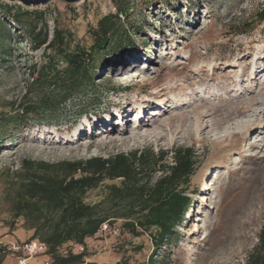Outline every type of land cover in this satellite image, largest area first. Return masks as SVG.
I'll return each instance as SVG.
<instances>
[{
	"label": "rangeland",
	"instance_id": "rangeland-1",
	"mask_svg": "<svg viewBox=\"0 0 264 264\" xmlns=\"http://www.w3.org/2000/svg\"><path fill=\"white\" fill-rule=\"evenodd\" d=\"M125 2V12L119 15L121 21L128 26L122 29L125 33L122 46L111 49L103 57L95 58L92 65L95 72L90 75L91 88L83 89L47 120L29 118L24 126L17 129L13 128L14 125L2 126L0 123V244L26 242L33 235V229H29L23 219L15 221L11 227L12 208L5 198L10 179L7 172L19 170L22 160L55 164L90 157L130 155L137 151L155 158L161 152L166 153L167 164H173L175 150L191 149L196 155L195 165L188 184L182 188L190 198L192 209L183 215L179 223L174 224V237L170 241H164L154 251L157 228L145 231L136 226L138 235L124 228L126 220L135 224L141 214L137 213L129 219L121 217L123 203L116 206L107 196L108 186L119 185L121 181L105 180L98 188L86 193L84 202L96 206L100 213L107 215L111 223L121 228V233L119 236L107 237L106 240L95 235L87 238L84 252L88 256L85 260L106 264H150L149 257L153 252V264H247L249 257L258 248L264 231V204L258 198L254 205L245 202L250 196L248 189L253 183L251 177L262 166L258 159L264 156V126L248 138L240 135L225 143L222 149L230 153V156H224V160L221 154L214 153L212 143L220 135L221 138L225 137L229 130L242 132L243 126L252 130L256 128L255 125L264 124V91L255 86L260 83H255L256 88L246 92V100L243 98L239 103L242 110L251 111L240 117L238 123L226 125L218 138L204 135L203 142L170 140L156 145L140 138L113 142V136L109 134L96 139L94 146L87 148L90 140L88 136L82 137L80 143L68 146L52 144V141L45 144L38 138L40 134L31 139L33 133L44 129L52 131L56 128L64 132L74 128L82 114L108 109L110 103L118 100V97L131 96L132 93L141 91L146 94L150 90L143 86L145 80L154 77L157 72H167L166 65L181 69L183 64L193 58L199 66L213 64L219 58L233 60L247 46V42L252 40L256 42L255 48L264 46V17L259 15L264 9V0ZM115 5L114 0H84L72 5L53 0L44 6L24 8L45 13L49 38L52 37L53 28H57L71 36L66 45L68 51L81 48L88 52L94 44L93 32L98 21L108 14L116 13ZM11 34L9 53L0 59V116L14 114L16 107H10L13 102L18 105L25 97L36 100L33 91L25 94L32 74L36 73H32L31 66L45 65L48 58L56 55L54 49L32 50L28 38L13 25ZM164 53L167 58H163ZM135 54H148L152 58V64L136 62L135 68L130 65L128 70L123 68L121 70L126 71L115 73L117 68L120 69L119 64L126 62L128 55ZM55 62L56 70L61 72L65 62L59 56H55ZM129 62L130 59L126 63ZM54 92L59 96L60 91ZM248 98L253 100L249 101ZM131 126L129 128L132 129ZM259 140H263L258 143L262 150H258L255 144ZM212 163L218 165L214 170L209 167ZM147 176L150 178L147 186L152 188L163 173L159 168H153L142 178ZM204 187L207 192L201 197V193L205 192ZM236 222L245 226L247 240H226L221 243V239L236 229ZM10 257L14 258L12 255ZM9 261L6 264H15V259L13 263Z\"/></svg>",
	"mask_w": 264,
	"mask_h": 264
},
{
	"label": "trees",
	"instance_id": "trees-1",
	"mask_svg": "<svg viewBox=\"0 0 264 264\" xmlns=\"http://www.w3.org/2000/svg\"><path fill=\"white\" fill-rule=\"evenodd\" d=\"M116 13L108 14L98 21L94 33V44L88 52L81 48L68 51L70 34L53 28L49 38L45 13L30 10L20 4H9L0 0V59L8 52L12 40L11 25L19 29L31 43V49H54V56L42 66L32 65L30 82L25 94L35 93V101L23 99L12 116L2 114V126L14 125V129L24 126L29 118L53 117L61 106L71 101L85 88L92 87V67L95 58L103 57L111 49L122 46L123 28L120 14L125 12V0H114ZM264 17V9L260 12ZM125 34V33H124ZM8 55V54H6ZM55 56L65 62L64 69L56 70ZM30 71V72H31ZM55 91H60L59 96ZM79 95V94H78ZM166 153L156 158L143 152L130 155L90 157L86 160L62 161L55 164L22 160L19 170L7 172L10 179L5 198L12 208L15 221L23 219L29 229H33L30 240H39L48 247L47 259L51 264H106L86 261L83 252H74V245H85V240L94 236L101 223L109 217L98 211L96 206L84 202L90 190L98 188L105 180H120V184L108 186L107 196L112 204L123 203L121 217L129 219L141 214L133 224L126 220L123 227L134 235L136 226L143 230L158 229L154 235V251L164 242L174 237L173 226L192 207L190 198L182 186L187 185L192 175L196 155L191 149H177L173 164H167ZM153 168H159L163 176L149 188V177L142 178ZM66 245L65 250L62 251ZM69 247V249H67ZM4 245L0 244V264L9 257ZM153 264V252L149 257ZM247 264H264V231L260 244Z\"/></svg>",
	"mask_w": 264,
	"mask_h": 264
},
{
	"label": "bare ground",
	"instance_id": "bare-ground-1",
	"mask_svg": "<svg viewBox=\"0 0 264 264\" xmlns=\"http://www.w3.org/2000/svg\"><path fill=\"white\" fill-rule=\"evenodd\" d=\"M254 43H256L255 40L247 42V46L241 49L233 60L219 58L213 64L199 66L193 58L183 64L181 69L169 68L166 65L167 72H157L154 77L145 80L146 83L143 86L150 90L146 94L141 91L132 93L131 96L118 97V100L114 99L115 101L110 103L108 109L82 114L79 122L74 124V128L64 132L54 127L52 131L44 129L42 132L33 133L31 139L40 134L38 138L45 144L52 141V144L68 146L76 145L82 141V137L88 136L90 140L86 147L91 148L96 139L107 137L109 134L113 136V142L134 141L140 138L156 145L170 140L203 142L204 135L217 137L224 131L226 125L238 123L237 120L240 117L246 116L251 111L250 109L242 110L239 107L241 100L243 98L246 100V92L256 87L264 91V46L255 48ZM163 58H167L166 53ZM129 59L133 63H126ZM125 61L119 64L120 69L117 68L115 73L128 70L130 65L135 68L136 62H142L144 65H150L153 62L148 54L128 55ZM123 68L126 70H121ZM255 83L258 86L254 87ZM248 100L253 99L248 98ZM130 125L132 129L129 128ZM255 126L256 128L252 130L243 126L242 132L229 130L223 138H221L222 135L218 136L219 138L217 137L218 139L212 143L214 153L221 154L224 160L230 156V153L222 149L225 147L224 144L240 135L248 138L257 130H262L264 124ZM260 134L263 135V133ZM261 141L263 140L256 141V146ZM250 146L253 147V144ZM257 148L262 150L259 146ZM258 160L262 166L256 171L258 174L255 173L251 177L253 183L248 189L250 196L245 200L252 205L257 198L264 204V156ZM217 166L216 163H212L209 167L214 170ZM206 189L201 193V197L205 196ZM251 195L254 196L251 198ZM235 226L233 233L221 239V243L226 240H247L245 226L240 222H236Z\"/></svg>",
	"mask_w": 264,
	"mask_h": 264
},
{
	"label": "built area",
	"instance_id": "built-area-1",
	"mask_svg": "<svg viewBox=\"0 0 264 264\" xmlns=\"http://www.w3.org/2000/svg\"><path fill=\"white\" fill-rule=\"evenodd\" d=\"M121 228L111 223L109 220L101 223L95 236L102 240L107 237L119 236ZM6 251L15 259V264H51L47 259L46 253L48 247L45 243L39 240H28L26 242H8L4 244ZM86 245H74L72 250L74 252H83ZM69 249V247L67 248ZM65 248L62 249L63 252ZM64 253V252H63Z\"/></svg>",
	"mask_w": 264,
	"mask_h": 264
},
{
	"label": "water",
	"instance_id": "water-1",
	"mask_svg": "<svg viewBox=\"0 0 264 264\" xmlns=\"http://www.w3.org/2000/svg\"><path fill=\"white\" fill-rule=\"evenodd\" d=\"M7 3H18L23 7H38V6H44L50 3L53 0H3ZM60 2H63L65 4H77L84 0H58Z\"/></svg>",
	"mask_w": 264,
	"mask_h": 264
},
{
	"label": "crops",
	"instance_id": "crops-1",
	"mask_svg": "<svg viewBox=\"0 0 264 264\" xmlns=\"http://www.w3.org/2000/svg\"><path fill=\"white\" fill-rule=\"evenodd\" d=\"M7 259H9L11 262H10L9 260H7ZM8 261H9L10 263H13V262H14V258H12V257H10V256L7 257V258L3 261V264H6V262H8ZM91 262H92V261H91Z\"/></svg>",
	"mask_w": 264,
	"mask_h": 264
}]
</instances>
